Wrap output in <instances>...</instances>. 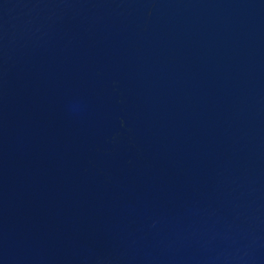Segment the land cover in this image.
Returning <instances> with one entry per match:
<instances>
[{
  "label": "water",
  "instance_id": "obj_1",
  "mask_svg": "<svg viewBox=\"0 0 264 264\" xmlns=\"http://www.w3.org/2000/svg\"><path fill=\"white\" fill-rule=\"evenodd\" d=\"M0 264H264V0H0Z\"/></svg>",
  "mask_w": 264,
  "mask_h": 264
}]
</instances>
